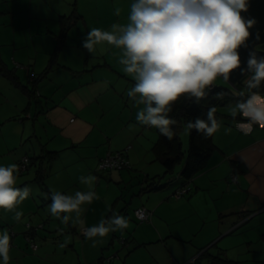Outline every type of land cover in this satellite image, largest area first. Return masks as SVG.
Listing matches in <instances>:
<instances>
[{
	"label": "crops",
	"instance_id": "0c3cea01",
	"mask_svg": "<svg viewBox=\"0 0 264 264\" xmlns=\"http://www.w3.org/2000/svg\"><path fill=\"white\" fill-rule=\"evenodd\" d=\"M34 1L29 0L26 6L29 16L25 19L15 18V11L8 5L0 7V14L10 13L8 21L3 22L4 26L12 27L4 31L6 34L0 31L2 58L13 69L20 85H15L0 74V137L3 138L0 160L3 155H11L0 165H18L23 157L28 156L27 169H19V172L23 174L32 166H37L32 178L35 181L40 165L37 157L48 151H56L55 158L45 164V182L50 192L55 190L65 194H74L78 190L88 191L87 185L80 182L81 176L97 177L94 191L98 195L106 178L108 196L111 182L125 184L133 176L130 171L144 173V181L160 174L165 166L153 150L159 132L156 128L137 124L136 114L143 106L135 105L127 96V91L134 84L118 63L119 50L105 45L106 51L102 52L98 48L91 54L82 46L91 28L110 30L113 23H125L126 12L125 15L121 13L117 16L113 7L102 8L98 1L42 0L52 14L41 13L36 20L32 12ZM72 13L81 17L73 20V25L60 41L61 16ZM20 33L25 34L24 38ZM4 35L9 36L11 41L8 43L12 44V50L6 55L3 53V45L8 43L4 42ZM55 51L57 54L52 69L37 79L49 65ZM25 86L37 90L38 94L30 97ZM257 91L264 94V83ZM224 116L218 120L222 127L213 135L217 149L210 156L207 167L192 179H183L182 182L179 179L184 164H176L173 172L166 173L164 169L163 179L168 178L167 182L162 184L160 180V187L141 191L142 194L151 190L143 198V201L147 198L148 203L135 206H145L151 210L152 215L148 221L154 226H149L148 231L140 236L142 239H137V242L140 241L137 246L130 245L131 237L124 238L125 242L120 240L123 245H127L123 246L124 252L116 246H110L114 243L110 235L96 247L90 246L92 252L97 249V264H105V261L109 264H193L191 259L194 257L196 264H202L203 260L209 264V260L200 255L207 248L210 253H219L228 258L231 256L228 248L219 247L217 252L210 249L212 246L209 245L217 241L204 239V226L209 218H214L219 230L227 233L228 220H231L230 226H233L235 219L243 222L248 215L264 209V125L250 124L239 116L235 119L230 114ZM225 127L232 131L225 134ZM14 149H17L15 155L12 154ZM117 150L126 151L131 167L98 171L100 159L108 152ZM152 167H155L153 172L150 171ZM55 170L58 171L57 176ZM233 175L237 176V180L232 179ZM170 182L172 186L168 188ZM184 184L190 187L189 191L176 197L175 190ZM153 193L156 194L153 196ZM44 195L50 198L48 191L44 190ZM120 203L119 198L107 209V201L99 213L100 218L107 211L108 217L113 212L122 215L120 211L126 206L120 209ZM0 212V230L9 231L12 237L9 255L10 259L15 260L22 257V242L18 239L20 234L27 241V232L36 237L46 224L42 221L34 224L27 221L31 224V228L27 229L26 222H17L11 214ZM98 222L87 224L91 227ZM69 225L72 227L69 232H78L80 229L71 222ZM185 233L187 237L180 236ZM152 236H156L157 241L163 242L164 246H150L153 243ZM41 246L46 244H40L32 250L41 252L47 249ZM71 246H76V243L73 241ZM84 247L85 243L80 247L81 255L78 253L82 258L86 257L88 251ZM106 256L113 258L108 260ZM95 259L89 261L90 264Z\"/></svg>",
	"mask_w": 264,
	"mask_h": 264
},
{
	"label": "clouds",
	"instance_id": "9594fccd",
	"mask_svg": "<svg viewBox=\"0 0 264 264\" xmlns=\"http://www.w3.org/2000/svg\"><path fill=\"white\" fill-rule=\"evenodd\" d=\"M248 7L249 0H132L126 23H113L110 30L91 28L82 46L91 54L98 48L106 51L105 45L119 50L117 60L122 71L135 81L127 96L135 105L143 106L137 111V124L158 129L168 140L176 134L173 126L177 120L169 116L173 105L182 97L199 103L218 80L230 81L236 69L245 75V87L233 90L239 99L229 105L228 112L233 119L239 115L250 124L264 125V94L257 91L264 83V56L250 51L246 67L241 68L238 52L247 46L249 29L256 23L241 15ZM121 11L115 7V15L120 16ZM216 95L223 98V93ZM215 113L213 106L206 119L189 120L184 133L190 135L196 130L212 137L222 127ZM224 131L228 134L232 129L225 127ZM18 174L17 164L0 165V209L13 211L30 197L29 186L16 187ZM96 180L94 175L80 177L88 191L65 194L53 190L48 205L50 214L61 223L79 226L92 247L110 233L129 227V220L116 212L85 227L83 206L100 199L94 191ZM72 213L75 215H69ZM22 216V211H15L17 222ZM11 239L7 229L0 230V264H9ZM69 241L70 237H65L60 247Z\"/></svg>",
	"mask_w": 264,
	"mask_h": 264
},
{
	"label": "rangeland",
	"instance_id": "374dc122",
	"mask_svg": "<svg viewBox=\"0 0 264 264\" xmlns=\"http://www.w3.org/2000/svg\"><path fill=\"white\" fill-rule=\"evenodd\" d=\"M8 1V2H7ZM2 1L0 0V7H6L7 5L13 9L15 18L25 19L29 16L28 8L26 7L29 4V0H7ZM71 2H74V0H68ZM87 1L95 2L98 1L100 6L102 8L108 7L115 9V7H120L122 9L121 13L126 12V15L124 16V22H127V17L130 11V4L132 3V0H83L84 3H87ZM54 2V1H53ZM52 2V3H53ZM37 6V8H36ZM46 7V9H45ZM32 12L34 15V18L37 20L40 15L43 13H46L48 15H51L52 12L49 11V8L47 5H43L42 0H35L33 2ZM42 13V14H41ZM100 15L102 16V12H100ZM0 31H2L4 34L5 30H11L10 25L4 26L3 22L8 21L7 18H10V13H2L0 14ZM48 17V16H47ZM43 21V20H42ZM21 36L25 34L20 33ZM4 42L6 43L10 42L11 39L9 36H3ZM12 50V44L8 43L7 45H3V53L6 55ZM131 78L130 76H128ZM133 84L135 81L132 79L131 81ZM215 85H222L231 87L232 89L239 91L240 89L234 88L229 82H225L222 79L218 80ZM236 101H230L226 103L225 105H222L219 107L221 115L219 116V119L222 117H225L224 114H228V107L231 104H234ZM186 124V123H185ZM180 130V136L183 143V149L185 154L187 153L189 149V135H186L183 131L184 125ZM3 141V138L0 137V147L1 142ZM2 145H4L2 143ZM39 146L36 147V151L38 152ZM17 149L12 150V154L15 155V152ZM32 151V150H31ZM33 154V151H32ZM8 157H11V155H3V159L0 160V162H4L7 160ZM1 158V156H0ZM160 164V163H157ZM159 166V165H158ZM161 166V165H160ZM37 166H32L30 170L23 174H18L17 183L22 181L23 184H17L16 187H24L29 186L32 189V193L28 199H26L22 204L18 205L17 208L13 211H5L3 209H0V211H4L5 214L9 213L12 216H14L15 211H22L23 216L21 217V221L25 223V226L27 229L29 227L27 224H29L30 221L33 224L38 223L39 221L44 222L46 224L45 228H41L40 231L37 233L38 235L36 237H32V241L37 243V245L40 244H46V246L41 247H47V249L42 250L41 252L32 250V244L25 238L23 239L22 235L18 237L19 240H21L22 244H20V252L22 257H17V259H10L9 264H90L95 259V255L97 252V249L95 252H92V249L90 248L92 242L87 240L85 237H82L80 235V232L76 231H70V228L72 227L67 224L61 223V221L55 217H53L50 212L48 211V205L51 203L49 200V196L44 195V190L42 185L34 181L32 178L35 176ZM162 168V167H161ZM155 169V167H152L150 171ZM164 167L162 172L158 175H154L151 178H148L147 181L145 180L144 173H141L139 171H130V173L133 174L132 178L124 183H117L115 181L111 182V188H110V194H108L107 190L105 188L106 178L103 180V184L101 185V188H99V195L101 198L99 200H94L92 205L87 204L83 207L85 208V211L82 213V219L85 221V225H88L87 223H96V221H100L101 218L99 216V213L102 211L103 204L105 205L107 201L109 202V208L112 207V205L120 198L121 203L119 205V208H123L126 206L125 209L118 208V212H122L123 216H125L129 220V227L123 232L117 231L114 233H110V240L111 238L114 239L113 245L110 246H116L120 249V251H125L123 245L120 242V238H126L131 237L132 241H130L131 246H137V244L140 242H137V239H142L140 236L142 234H145L149 226H154V224L151 221H139L135 216V206L143 203L146 204L147 198H145L143 201L144 196H148V194L151 192V190L146 191V193H140L141 191H145L148 186L151 183L154 182H167L168 178L163 179V173H164ZM126 172L129 173V171L126 169ZM55 176L58 175V171H54ZM163 176V177H161ZM102 179V176H101ZM180 182L183 181V178L179 179ZM25 181V182H24ZM29 181V183H28ZM172 182L168 184V188H171ZM95 186V184H94ZM100 187V186H99ZM95 189V188H94ZM73 193V192H72ZM156 193H153V196ZM105 195V196H103ZM104 197V198H103ZM106 202V203H105ZM148 203V202H147ZM144 205V204H143ZM91 206V207H90ZM90 207V210L88 209ZM89 210V211H88ZM1 213V212H0ZM108 211L104 214L102 218H106ZM107 214V215H106ZM119 214V213H118ZM2 215V214H0ZM63 215V214H62ZM71 215H75L72 213ZM1 217V216H0ZM108 217V216H107ZM247 219L243 222L241 220H234L235 223L233 226H230L232 224L231 220L226 223L229 226L227 233L225 230H219L217 226V220L214 218H209L204 226V239H214L217 242L215 244H211L209 246H212L210 249L213 252H217L219 247H225L228 248L227 251H229V254L232 256H229V258L238 261V264H264V209H261L255 213H252L246 217ZM90 225H88L89 227ZM79 227V226H78ZM80 228V227H79ZM177 233V232H176ZM224 233V234H222ZM116 235V236H114ZM181 237H187V234H181ZM223 236V237H222ZM65 237H70V241L67 243L70 246L60 247L61 244L65 243ZM151 241L153 243H150V246H164L163 242H158L156 236H152ZM173 237V236H172ZM109 240V241H110ZM170 240V238H168ZM73 241L76 243V246H71L73 244ZM83 243H85V247L87 251V255L85 258H82L80 247H83ZM141 246V243L139 244ZM108 246V245H107ZM126 248V247H125ZM65 251V252H64ZM108 251V249H106ZM78 253L80 255H78ZM33 256H36L37 258H34ZM90 257L89 260H86ZM105 258L109 259V256H106ZM116 260V259H113ZM198 261H202L198 260ZM105 264H109L108 261H105ZM206 261H202V264H205ZM98 259H95L92 264H97Z\"/></svg>",
	"mask_w": 264,
	"mask_h": 264
},
{
	"label": "trees",
	"instance_id": "16d2710c",
	"mask_svg": "<svg viewBox=\"0 0 264 264\" xmlns=\"http://www.w3.org/2000/svg\"><path fill=\"white\" fill-rule=\"evenodd\" d=\"M81 15L79 14H70L61 16V34L60 41H62L68 31V29L73 25V20H77ZM57 51L53 53L52 58L50 59L49 65L39 74L37 79L42 78L47 75L52 69L55 56ZM0 74L9 78L15 85H19L17 80V75L3 60L1 50H0ZM35 79V80H37ZM20 86V85H19ZM27 92L31 97L35 95L37 90L28 89ZM236 89H244L243 82L238 84ZM233 90L231 87L214 85L211 88V91L208 92L207 96L196 103L194 100H186L183 97L178 100L173 105V110L169 114L171 118L177 120V124L173 126L174 132L176 133L172 140H168L166 137L162 136L159 133V138L154 143L153 150L165 166V172H173L176 164L181 163L185 164V169L182 174V178L185 180L192 179L195 175L203 171L208 164V160L212 153L217 149V146L212 137H205L201 133H198L196 130H192L189 135V149L185 154L183 149V143L180 136V130L183 127V124L187 123L189 120L194 121L197 117L206 119V113L210 107H216V118L219 120L221 115L219 107L225 105L230 101H236L239 97L233 95ZM217 93H223L222 99H217ZM239 116V115H238ZM241 117V116H239ZM159 132V131H158ZM56 156V151H48L42 156H38L37 159H40L39 169L35 177L36 181L39 182L45 191H48L50 196L51 192L49 191L45 177L47 174L45 164L50 162ZM28 157V156H27ZM29 158V157H28ZM30 159V158H29ZM188 186L187 184L182 185ZM160 187L159 182L151 183L147 189H153ZM180 188V187H179ZM190 188V187H189ZM176 191V190H175ZM189 189L187 190V192ZM185 192V193H187ZM63 193V192H62ZM183 193V194H185ZM182 194V195H183ZM181 195V196H182ZM51 201V199H49ZM116 236V235H115ZM203 257H206L209 260V264H238V261L230 259L226 256H222L219 253H210L209 248L201 252Z\"/></svg>",
	"mask_w": 264,
	"mask_h": 264
},
{
	"label": "water",
	"instance_id": "95a60500",
	"mask_svg": "<svg viewBox=\"0 0 264 264\" xmlns=\"http://www.w3.org/2000/svg\"><path fill=\"white\" fill-rule=\"evenodd\" d=\"M241 15L245 18L255 19V25L249 29L250 37L246 42V47L238 49L241 58V68L246 67V61L250 51H257L258 56H264V0H249L247 12H242ZM258 37V38H257ZM245 75L240 69H236L230 76L228 81L234 88L244 80ZM185 164L180 170V175L183 174Z\"/></svg>",
	"mask_w": 264,
	"mask_h": 264
},
{
	"label": "built area",
	"instance_id": "2783aa9c",
	"mask_svg": "<svg viewBox=\"0 0 264 264\" xmlns=\"http://www.w3.org/2000/svg\"><path fill=\"white\" fill-rule=\"evenodd\" d=\"M243 87H245L244 84H243ZM28 164H29V158L27 156L23 157V159L18 164L19 169L21 171L26 170ZM130 167H131V163H130L129 158L127 157L126 151L125 150H117L115 152H108L106 155H104L100 159V161L98 163L97 170L98 171H102V170H121V169H125V168H130ZM232 179L233 180H237V176L236 175H233L232 176ZM188 189H189V186L180 187V188H178L175 191L174 195L179 198V197H181V195L183 193L187 192ZM135 215H136V218L139 221L144 222V221L150 220L151 215H152V212H151L150 209H148L145 206H139V207H137L135 209ZM27 226L29 228H31V224L30 223L27 224ZM85 227H88V226H85ZM79 231H80V234L83 237H85L82 234V229L81 228L79 229ZM26 238L30 241V243L32 244V247L36 249L38 245H37V243H35L34 241H32V236L29 235L28 232L26 233ZM120 240H121V242H125L126 241L123 237H121ZM112 258L113 257L111 256L108 260H111ZM191 262L193 264H196V257L192 258L191 259Z\"/></svg>",
	"mask_w": 264,
	"mask_h": 264
}]
</instances>
